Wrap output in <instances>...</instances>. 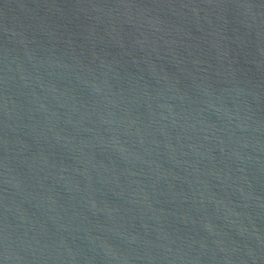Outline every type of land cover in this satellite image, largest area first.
Here are the masks:
<instances>
[{"label": "water", "instance_id": "1", "mask_svg": "<svg viewBox=\"0 0 264 264\" xmlns=\"http://www.w3.org/2000/svg\"><path fill=\"white\" fill-rule=\"evenodd\" d=\"M0 264H264V0H0Z\"/></svg>", "mask_w": 264, "mask_h": 264}]
</instances>
